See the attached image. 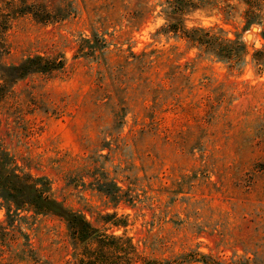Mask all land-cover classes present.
<instances>
[{
  "label": "rangeland",
  "instance_id": "1",
  "mask_svg": "<svg viewBox=\"0 0 264 264\" xmlns=\"http://www.w3.org/2000/svg\"><path fill=\"white\" fill-rule=\"evenodd\" d=\"M169 1L0 0L3 63L66 59L0 100V264H76L65 220L14 175L132 236L136 264H264V0L186 9L241 59L169 30Z\"/></svg>",
  "mask_w": 264,
  "mask_h": 264
},
{
  "label": "trees",
  "instance_id": "2",
  "mask_svg": "<svg viewBox=\"0 0 264 264\" xmlns=\"http://www.w3.org/2000/svg\"><path fill=\"white\" fill-rule=\"evenodd\" d=\"M170 8L167 12L173 24L174 31L182 32L194 43L205 45L209 49L214 48L219 56L225 59H241L246 50V44L240 39L222 38L212 34L210 30L202 27L184 26V15L187 8H200L198 0H170ZM31 12V11H30ZM20 13V12H19ZM169 19V18H168ZM8 19L0 20V33L4 35L8 29ZM203 32L205 37L195 33ZM4 42L0 41V56L7 52V47H3ZM65 57H47L45 55H35L25 58L17 64H5L0 60V100L8 92L11 85L19 79L34 73H50L65 66ZM3 166H0L2 170ZM21 180V182H20ZM20 183L19 189H27L30 198L26 203L34 206L39 212L53 213L60 216L67 223L72 243L76 249V264H136L145 261L133 237L127 234H116L94 225L84 213L69 209L57 199L46 196L39 183L24 181L19 175H14L12 182ZM16 187V186H15ZM22 196V195H21ZM10 210V207H8ZM112 224L116 227L126 226L127 223L122 218L115 219L116 213L108 215ZM146 262V261H145ZM157 264V263H155Z\"/></svg>",
  "mask_w": 264,
  "mask_h": 264
},
{
  "label": "water",
  "instance_id": "3",
  "mask_svg": "<svg viewBox=\"0 0 264 264\" xmlns=\"http://www.w3.org/2000/svg\"><path fill=\"white\" fill-rule=\"evenodd\" d=\"M258 29V27H254V30ZM252 33H248V39H251Z\"/></svg>",
  "mask_w": 264,
  "mask_h": 264
}]
</instances>
